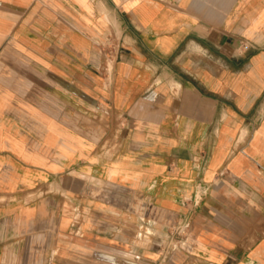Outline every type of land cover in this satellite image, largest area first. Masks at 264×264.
Segmentation results:
<instances>
[{
	"label": "crops",
	"instance_id": "1",
	"mask_svg": "<svg viewBox=\"0 0 264 264\" xmlns=\"http://www.w3.org/2000/svg\"><path fill=\"white\" fill-rule=\"evenodd\" d=\"M0 264H264V0H0Z\"/></svg>",
	"mask_w": 264,
	"mask_h": 264
},
{
	"label": "built area",
	"instance_id": "2",
	"mask_svg": "<svg viewBox=\"0 0 264 264\" xmlns=\"http://www.w3.org/2000/svg\"><path fill=\"white\" fill-rule=\"evenodd\" d=\"M182 231V228L178 230V232H181Z\"/></svg>",
	"mask_w": 264,
	"mask_h": 264
}]
</instances>
